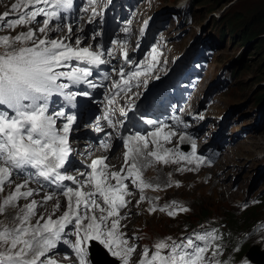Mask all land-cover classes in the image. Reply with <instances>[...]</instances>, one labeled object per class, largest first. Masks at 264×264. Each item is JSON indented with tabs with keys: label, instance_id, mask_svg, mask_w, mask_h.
<instances>
[{
	"label": "snow or ice",
	"instance_id": "obj_1",
	"mask_svg": "<svg viewBox=\"0 0 264 264\" xmlns=\"http://www.w3.org/2000/svg\"><path fill=\"white\" fill-rule=\"evenodd\" d=\"M87 3L92 6L93 16H96V0H87ZM73 6L74 0H16L9 11L0 14V31L27 26V30L19 34L0 35V195L8 189L0 201V264H60L55 259L58 254L63 259H71L73 264H94L90 257V245L95 242L121 264H233L231 260L220 258L219 230L203 226L201 231H193L180 238H160L152 249L147 246L142 249L138 261L133 260L139 245L130 244L129 240L137 241L139 237H129L121 231L125 227L121 225V220L131 215V212L124 215L120 212L131 203L125 199L132 195L125 180L135 177L131 183L135 185L139 181L142 193L145 188L152 187L141 179V170L151 164V158L165 165L186 161L198 167L206 162L204 157L196 155L195 142L191 144L189 155L165 148L161 139L171 143V137L177 135L171 129L162 133L169 125L148 120L154 131L146 134L137 131L121 137L126 149V169L121 167L119 172H107L106 158H99L92 160L88 166L90 173L82 172L77 177L62 174L72 151L69 133L77 121V116L66 109L75 108L78 97L90 95L87 90L73 91L72 88L83 85L87 88L100 87L93 83V68L89 66L108 62L102 59L105 55L102 45L94 47L88 43L97 39L100 33L89 37L81 29L78 34L73 24L65 22L63 14L70 12ZM22 8L24 10L20 11ZM84 10L88 11L87 8ZM11 13L18 15L9 18ZM148 24L149 21L145 20L143 28H147ZM54 33L61 35L54 36ZM158 55V49L153 48V63L148 65L149 70ZM123 56L128 63H137L131 61L127 51ZM117 75L123 87L121 83H113L112 88L127 96L131 92L130 82L139 81L141 72L125 73L121 68ZM140 82L147 83L146 80ZM115 95L119 93L108 100L109 105L116 103ZM55 98L61 100L59 106L54 105ZM128 104L135 107L131 97ZM116 112L120 117L128 115L125 107L108 109L103 119L111 127H116L110 118ZM117 124L123 126V121H117ZM184 139L185 136L181 135L180 140ZM170 155L178 157V160H170ZM125 171L127 175H122ZM42 181L49 186L54 185L58 193L49 194ZM63 181H71L74 187L65 190L60 183ZM32 182L37 188L29 187ZM41 193L39 201L34 198ZM58 195L66 198V204H62ZM145 199L141 195L140 201ZM22 200L28 203L21 204ZM49 202L53 203L49 205ZM172 206L174 210L167 212L169 217L175 216L177 210L189 211L175 200ZM167 207L159 210L163 212ZM62 208V214L57 217L56 213ZM148 211L155 212L156 208H149ZM261 228L264 229V225ZM60 245L68 250L67 253H58ZM234 251L239 252V248ZM240 264L250 262L245 258Z\"/></svg>",
	"mask_w": 264,
	"mask_h": 264
},
{
	"label": "rangeland",
	"instance_id": "obj_2",
	"mask_svg": "<svg viewBox=\"0 0 264 264\" xmlns=\"http://www.w3.org/2000/svg\"><path fill=\"white\" fill-rule=\"evenodd\" d=\"M181 1L183 0H140L138 3L142 15L148 17L151 12L157 9L148 19V27L150 25L149 29L152 30L151 35L147 28L142 37L139 38L135 33L136 30L134 29L136 27L134 26L133 34L127 40L129 42L122 44L127 45H123L126 49L133 50L135 39H140L142 43L147 31V39H152L146 45L141 46L137 58L152 61V49L157 48L159 51L157 60H160L164 55L168 56L181 49L194 31H209L211 24L218 23L216 31L224 38L223 43L218 48L219 51L217 50L216 53L221 54L213 57V59L210 58V66L204 73L205 77L198 85L200 89V85L205 79L207 81L208 78L215 77L217 73H220L206 89V93L212 92V95L216 96V100L213 99V102L209 105H204L202 100L199 102L197 110L199 117L198 119L194 118L190 126L196 131L195 133L189 132V135L194 140L195 135L201 132V129L207 133L212 126L219 124L223 127L226 126L227 131H237L239 138L230 146L233 147V151H227L214 165L203 162L197 167L195 164H188L186 161L165 165L163 162H156L155 158H151V164L141 170V179L145 183H150L152 187L145 188L142 193L139 189V181L135 185L131 183V180L135 177L127 179L128 182L125 181L132 192V195L126 196L125 199L131 201V203L126 208L121 209L120 212L121 215L131 212V215L127 219L121 220V225L125 226L121 231L126 232L129 237L133 235L139 237L136 242L140 245V250L150 244L154 246L160 238H167L168 236L175 238V236L181 237L191 233V226L197 224L199 219L198 207L210 212L208 218L198 221V223L203 222L208 225L209 221L212 220L219 222L223 220L225 222L224 217L231 210L238 213L240 209L247 205V203L241 202L242 200L249 199L258 192L260 194L263 192L264 197V174H258L260 176L254 174L257 162L255 156L258 152L264 150V123L261 122L262 127H258L260 124H255L253 114L259 100L264 103V0H190L191 21L182 20L180 16L173 17L171 15V12H175V6ZM12 3H14V0H0V14L9 11ZM23 10V8L20 9V11ZM77 12L79 23L71 22V24L76 30H83L84 28V34L90 37L93 28L92 23L89 22H91L90 18L93 15L85 18V12ZM17 15L18 13H11L9 18H16ZM82 17L87 20L85 21ZM137 19L135 20L136 24L140 21ZM80 22L83 24L80 25ZM201 26L206 29L203 30ZM25 29H27V26H18L14 30L4 29L0 31V35H16L26 31ZM53 35L58 36L61 33H54ZM109 42L111 44L105 49L107 57H103V59L110 61L113 58L114 60L118 58L117 49L120 47V43H116L118 44V47H116L115 44H112L111 39H109ZM132 43L134 46H131ZM236 53H238L237 57H241V60L236 62V58H232L234 60L230 61V65L231 63L234 64L232 67L238 64L237 68L233 70L234 75L225 87L213 90L217 79L223 74L224 63ZM199 89L194 91L193 97ZM230 103L236 104L231 107L229 106ZM191 109H193V106ZM260 112L264 119V104ZM195 114L196 110L194 109ZM195 121L199 128L195 127ZM151 129L154 131V127ZM168 130L164 128L162 133ZM171 130L175 131L177 135L171 137V143L162 142L165 148L179 151L178 147L183 144L189 142L191 145L192 141H190L187 131L182 133L179 130ZM204 134L203 132L201 135ZM181 135L185 136L183 141L180 140ZM193 142H196V140ZM110 147L109 152L105 155L107 161L114 154L120 153L121 155L124 152L123 146L116 140ZM73 152V156L77 161L76 170L86 172L89 169L86 165L91 164L88 160L97 152V146H91V152L87 157L80 155L79 151L74 150ZM119 156L116 155V160L120 159ZM169 159L178 160V157L170 155ZM122 160V162L119 161L116 165H112L111 168H109L108 162L105 163L108 165L107 172H119L118 170L121 167L127 168L128 165L125 164L124 159ZM82 164H85L87 168L85 169L83 166V169ZM17 182H20L19 178H17ZM29 187L37 188V185L32 182ZM67 187H74V185L67 184ZM45 190L49 194L51 192L58 193V191L47 188ZM7 192L8 189L6 188L5 193L0 195V201ZM42 195L43 193L37 196L39 197L38 201ZM141 195L145 196L146 199L140 201ZM57 198L61 199L62 204H65L66 198H60L59 195ZM173 200L177 201L178 205L188 208L189 211L180 212L177 210L175 216L169 217L167 212L174 210ZM20 203L25 204L28 201L22 200ZM52 203L49 202V205ZM166 205L168 206L166 210L161 212L159 209L164 208ZM152 207H155L156 211L150 213L148 209ZM259 210L262 211L263 215L264 208L262 204ZM62 211L63 209L61 212L56 213V216L61 215ZM94 247L99 253V248ZM67 251L63 245L58 248V253L63 254ZM99 256L104 261L103 263L113 262L105 259L102 255ZM55 259L60 264H71L72 261L63 259L59 254L56 255Z\"/></svg>",
	"mask_w": 264,
	"mask_h": 264
},
{
	"label": "bare ground",
	"instance_id": "obj_3",
	"mask_svg": "<svg viewBox=\"0 0 264 264\" xmlns=\"http://www.w3.org/2000/svg\"><path fill=\"white\" fill-rule=\"evenodd\" d=\"M14 2H16V0H14ZM149 17V16H148ZM78 19H79V17L77 18V17H75L72 21H70V23L71 22H78ZM85 21L87 20V19H85V18H83ZM82 19V20H83ZM97 20H99V21H101V18L100 17H98L97 19L96 18H94V16H92V18H90V21L91 22H89L90 24L91 23H94V22H96ZM81 22H84V21H81ZM80 22V25L81 24H83V23H81ZM87 22V23H88ZM79 23V22H78ZM116 26V23H114L113 24V27H115ZM80 27V26H79ZM87 27V26H86ZM81 28V27H80ZM25 30H27V29H25ZM135 30V29H134ZM75 31L77 32V33H79V31L80 30H76L75 29ZM83 32H84V28H83ZM94 41H96V39L94 40ZM92 44V43H91ZM93 45V44H92ZM123 45H125V44H120L119 46H123ZM116 47H118V45H115ZM126 46V45H125ZM131 46H134V44L132 43V45ZM124 47V46H123ZM126 48V47H125ZM132 49V48H131ZM137 49V48H136ZM128 50V49H127ZM131 54L132 53H134L133 52V50H128ZM219 51V50H218ZM106 52V51H105ZM104 57H106V55H104ZM106 64H108L109 66H114V65H116L117 64V59H112V61H111V63H109V62H107ZM108 74H109V70H108ZM107 74V75H108ZM202 80V79H201ZM205 81H206V79H205ZM205 81L204 82H202L201 83V85H200V89H199V87L197 88V89H199V91H197V92H195V94H194V97L192 98V101H195V100H197V95L200 93V91L202 90L201 88L204 86V83H205ZM201 82V81H200ZM199 82V83H200ZM199 83H196V84H198L199 85ZM197 89H195V91L197 90ZM192 92H193V90H192ZM118 103L119 104H121V101L120 100H118ZM95 110L94 111H92L91 113H90V115H92V114H94V113H96L100 108H102V105L101 104H96L95 105ZM192 108V106L189 108V110ZM105 111H107L108 109L107 108H105L104 109ZM193 114H194V110H193ZM185 117H186V119H188V120H190L191 122L192 121H194V118H190V117H188V112L187 113H185ZM102 123V121L101 120H99V124L98 125H100ZM116 125V127H111V126H109V127H107V128H105L103 131H102V133H101V135H100V137H102V135H104V138L105 139H102V143L101 144H99L98 145V147H97V152L96 153H94L93 154V156L88 160L90 163L92 162V160H94V159H98V157L100 156V158H105V155H106V153L107 152H109V150H110V145H112L114 142H115V140L116 141H118L122 146H123V142H122V139H121V137H127L128 136V134H127V132L130 130V129H132V125H131V123H129V124H126V125H123V126H120V125H118V124H115ZM168 125H169V128H167V130L168 129H176V127L177 126H173L172 125V123H168ZM88 129L90 128V126H88V125H85ZM80 131H81V129H79ZM151 131H153V129H151V128H146L145 130H144V132L143 133H148V132H151ZM166 131V130H165ZM169 131V130H168ZM85 134H87V132L85 131V130H83L82 131V133L80 134L81 136H86ZM73 136V138L72 139H74L73 140V142H72V144H73V147H72V151H74V150H76V151H79L80 152V155H82V156H84V157H87V156H89V153L91 152V146H93V144L91 143V141L90 140H84V138H80V139H76L79 135L78 134H76V135H72ZM176 136V135H175ZM192 137L190 136V141H192ZM162 142H164L162 139H161V143ZM164 145V144H163ZM123 149H124V152L120 155V153H117L116 155L117 156H119V158L120 159H118V160H116V155L114 154L113 155V157L112 158H110L108 161H107V159H105V163H107V164H109V168H111L112 167V165L114 166V165H116V163H119V161H123L122 159H124V154H125V152H126V149L123 147ZM230 151L232 152L233 151V147H231L230 148ZM229 151V152H230ZM98 153H100V155H98ZM83 166H84V168L87 166H85V164H82V168H83ZM83 168V169H84ZM118 168V167H117ZM117 168H116V170H117ZM123 168H125V167H123ZM126 169V168H125ZM90 168L89 169H87V171L86 172H90ZM101 170H105V169H103V168H101ZM118 171H120V170H118ZM80 173L81 172H78V173H76V175H75V177H77V176H79L80 175ZM122 175H127V173H126V171L125 172H123L122 173ZM127 181V180H126ZM128 182V181H127ZM68 184H71L70 183V181H68L67 182ZM33 188V187H32ZM36 188V187H35ZM60 198H63V197H61V196H59ZM35 199H37L38 200V198L39 197H37V196H35L34 197ZM64 204V203H63ZM65 204H66V199H65ZM63 209V208H62ZM61 246V245H60ZM59 246V247H60ZM58 247V248H59ZM93 259H94V261H95V263L96 264H113V262L112 263H110V262H106V263H103V262H101V257L99 256V253H98V251H97V249L95 248V247H93ZM101 259V260H100ZM71 264H73V262L71 261Z\"/></svg>",
	"mask_w": 264,
	"mask_h": 264
},
{
	"label": "trees",
	"instance_id": "obj_4",
	"mask_svg": "<svg viewBox=\"0 0 264 264\" xmlns=\"http://www.w3.org/2000/svg\"><path fill=\"white\" fill-rule=\"evenodd\" d=\"M151 39L152 38L146 39V42H149ZM261 204L262 203H255L252 205H247L244 208L240 209L238 213H236L234 210L228 212L224 217L227 228L235 231L237 229L247 226L251 221H253L257 216L260 215L261 211L259 210V208ZM198 210V221L208 218L210 216V212L208 210H204L201 207H198ZM245 247L246 246L244 245L238 253H241ZM238 253L236 254L237 256Z\"/></svg>",
	"mask_w": 264,
	"mask_h": 264
},
{
	"label": "water",
	"instance_id": "obj_5",
	"mask_svg": "<svg viewBox=\"0 0 264 264\" xmlns=\"http://www.w3.org/2000/svg\"><path fill=\"white\" fill-rule=\"evenodd\" d=\"M155 10H157V9H155ZM154 10V11H155ZM151 12V15H153L155 12ZM235 104L236 103H230L229 104V106H235ZM263 102H260V100H259V102L256 104V106H255V108H254V112H253V114H254V118H255V124H260V126H258V127H262V124H261V122L262 123H264V119H263V117H262V115H261V109H262V107H263Z\"/></svg>",
	"mask_w": 264,
	"mask_h": 264
},
{
	"label": "clouds",
	"instance_id": "obj_6",
	"mask_svg": "<svg viewBox=\"0 0 264 264\" xmlns=\"http://www.w3.org/2000/svg\"><path fill=\"white\" fill-rule=\"evenodd\" d=\"M190 3V2H189ZM188 7H189V5H188ZM174 10H176V6H175V9Z\"/></svg>",
	"mask_w": 264,
	"mask_h": 264
}]
</instances>
